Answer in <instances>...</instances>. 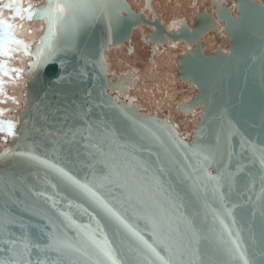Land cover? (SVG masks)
<instances>
[{
    "label": "water",
    "instance_id": "obj_1",
    "mask_svg": "<svg viewBox=\"0 0 264 264\" xmlns=\"http://www.w3.org/2000/svg\"><path fill=\"white\" fill-rule=\"evenodd\" d=\"M234 2L236 15L226 1L214 0L216 16L202 11L193 27L183 24L179 31L171 33L160 16L155 15L151 22L144 14L132 11L125 0H116L122 6L119 13H113L118 20L114 18L110 22L107 16L98 15L74 40L62 39L57 26L51 44L53 48L59 45L60 50L49 61L44 59L49 54L48 44H42L48 35V21L39 15L30 21L26 11L19 21L21 25L41 23L43 31L29 51L26 67L19 76L25 85L17 101L21 109L12 123L16 126V135L7 134V141L0 149V154L11 152L7 158H0V248L9 246L6 241L22 243L29 238L31 243H38L45 249H31L28 258L33 264L37 260L46 264H94L95 258L64 255L46 246L55 235L83 247L85 233L95 232L96 220L102 226L106 224L103 214L88 198L59 185L50 170L18 154L31 152L65 167L82 182L91 181L94 176L102 177L107 172L101 153L117 150L110 143L109 129L116 130L121 142L127 144L126 148L119 149L120 152L132 153L137 160L147 163L151 195L163 206L177 234L186 230L187 221L195 218L199 224L202 220L197 216L199 205L189 192L191 181L177 178L178 168L187 167L196 175L203 163L202 158L190 151L192 146L207 147L213 152L215 158L208 171L212 176L224 174L221 191L229 193V205L233 202L248 207L255 205L264 187L256 159L264 150V3L256 0ZM48 3L49 0H43L31 11L40 13ZM147 8L151 10V6ZM221 23L225 24L223 32L230 40L228 52L218 47L212 55L206 56L202 40L211 33L221 34ZM140 26L155 29L147 37L153 45L152 56L156 45L195 44L192 51L179 59V79L182 84L193 86L198 95L190 103L178 107L181 118L177 121L170 120L166 114L150 116L138 103L128 105L124 96L134 85L132 74L117 77L108 72L107 50L125 45L131 40L134 29ZM38 50L40 64L33 69L30 65L36 62ZM114 94L118 95L117 101ZM199 109H202L201 114L198 113L200 121L187 138L181 133L182 119L193 116ZM129 118L155 132L164 148L150 137L142 138L147 134L134 131ZM174 140L190 148H177ZM161 167L164 171H160ZM228 176L235 178L230 187L226 182ZM35 192L52 197L56 210H49L44 218H39L35 214L37 204L50 208L51 202L44 205V198L38 201ZM209 203L219 207L213 199ZM60 212L65 215L61 216ZM128 218L143 239L166 257L167 253L154 240L147 220L143 216L133 217L131 213ZM235 229L240 230L244 247L252 249L264 245L258 215L254 226L252 222L241 224L238 220ZM95 236L101 242L107 236L117 264H134L141 259L129 250L130 244L135 243L131 238L121 242L109 227L104 228V235L95 232ZM102 259L104 264H112L111 260ZM205 259H210L212 264H242L239 260L229 262L214 251ZM149 261L159 264L151 256L143 264Z\"/></svg>",
    "mask_w": 264,
    "mask_h": 264
},
{
    "label": "snow or ice",
    "instance_id": "obj_2",
    "mask_svg": "<svg viewBox=\"0 0 264 264\" xmlns=\"http://www.w3.org/2000/svg\"><path fill=\"white\" fill-rule=\"evenodd\" d=\"M8 7L15 11L13 19L24 18L21 9L15 3L9 4ZM121 10L122 6L116 3V0H49L47 7L40 13H33L29 8L27 19L31 21L36 15L47 19L49 30L42 44H48L49 54L44 59L49 61L55 52L60 50L59 45L53 48L51 44L52 38L56 36L57 26L62 39L74 40L80 30L96 16L105 15L111 22L114 18L118 20V16L114 17L113 13H119ZM12 45L23 47L27 54V46L14 38L13 25L0 20V56H10ZM39 54L40 50H38L36 62L30 65L33 69L40 64ZM13 71L18 70L14 69ZM8 74L7 66L0 63V75ZM2 91L3 82L0 81V92ZM154 123L158 124L159 122ZM129 124L134 131L147 134L142 138L150 137L164 148L163 142L149 127L131 118H129ZM15 129L14 124L10 122L5 124L0 121V132L15 136ZM108 132L110 143L115 145L117 150L110 149L106 153H101L105 158L107 172L102 177L94 176L91 181L82 182L65 167L42 159L31 152L18 155L26 158L28 162L37 163L50 170L55 175L58 184L67 191L88 198L106 220L104 226L99 220H96L95 232L104 235V228L109 227L121 242L130 238L134 240L135 243L130 244L129 250L134 251L141 258L134 264H143V261H148L150 256L155 257L159 264H212V261L205 257L213 251L225 256L229 262L239 260L242 264H264V245L259 248L254 246L252 249L244 247L240 239V230L235 229L238 220L241 224L252 222L254 226L255 218L258 215L260 231L264 235V187H262V194L257 198L255 205L248 207L238 202L229 205L227 203L229 193L221 191L222 182L225 181L224 174L219 173L212 176L208 171L215 158L213 152L207 147L192 146L190 148V146L174 140L173 143L177 148H190L194 156L203 160L196 175L187 167L177 169L179 180L191 181L189 192L199 205L197 216L202 218L199 224L195 218L187 221L186 230L177 234L167 212L151 195L147 184L149 172L147 163L137 160L132 153L120 152L119 149L126 148L127 144L121 142L116 130L109 129ZM165 152L168 153L167 148H165ZM9 155L11 152L6 151L0 154V158H7ZM169 159L172 158L169 156ZM256 159L260 165L259 178L264 186V150L256 155ZM160 171H164V168L161 167ZM234 179L232 176L226 178L229 187ZM34 195L38 201L40 198H44V205L51 202L50 208L37 204L35 214L39 218H44L49 210H56V201L52 197H46L44 192H35ZM178 196L177 193V198ZM210 199L218 202L219 207H213L209 203ZM129 213L133 217L143 216L147 220L151 225L154 240L167 253L166 257L161 256L156 247L143 239L139 231L129 221ZM60 215L64 216L65 214L60 212ZM226 221L228 222L226 223ZM95 232L85 233L83 247L55 235L50 237L46 247L64 255H87L90 258H95L94 264H104L102 258H107L112 261V264H117V261L113 259V246L108 242L107 236H104L101 242L96 239ZM26 240L28 242L6 241L9 246L6 249L0 248V264H33V261L28 258L31 249L34 248L37 251L45 249H42L38 243H31L29 238ZM253 243L255 245L254 237ZM36 264H46V262L37 260ZM149 264H155V261H149Z\"/></svg>",
    "mask_w": 264,
    "mask_h": 264
},
{
    "label": "bare ground",
    "instance_id": "obj_3",
    "mask_svg": "<svg viewBox=\"0 0 264 264\" xmlns=\"http://www.w3.org/2000/svg\"><path fill=\"white\" fill-rule=\"evenodd\" d=\"M29 2H36V4H41L39 0H24ZM40 3H39V2ZM128 5L131 7L132 11L136 14H144L146 18L153 22L155 15L160 16L162 24L166 27L169 32H176L175 26L180 20L179 25L188 24L189 27H193L196 23L197 7L202 6L204 10H208L211 13L215 14L213 8L214 0H125ZM226 3L230 4L232 7L233 13L236 15V4L234 5V0H224ZM190 2L196 4V7L193 9L188 8ZM9 4V2L7 3ZM31 4V3H30ZM151 6V10L147 6ZM192 6V5H191ZM212 6V7H211ZM195 8V9H194ZM201 8V7H200ZM212 8V9H208ZM12 10H10L11 12ZM13 13V14H12ZM11 16H15V11L12 12ZM187 13V14H186ZM5 15L4 20L7 23L13 21H8L9 13H3ZM24 17V16H23ZM16 28L21 26L20 29H17L14 32V35L17 34L20 39L26 40L31 45H34L37 42L38 37L43 31V25L39 24H23L21 25L19 20L21 18H15ZM15 21V20H14ZM224 23H221V34L211 33L207 35L202 40V49L206 56H210L211 52L220 48L224 53H227L226 50L229 49V39L224 36L223 32ZM177 29V31H179ZM155 29L151 26H140L136 27L132 33L131 40L129 43L130 48L128 49L129 53H133V56L123 53V58H119L118 52L116 53V59L114 62L108 60V55H105L106 65L108 62L110 66H114L116 69L115 75L117 77H122L127 73H131L134 79V85L129 87L125 93L124 99L128 105L132 103H138L142 111H145L150 116H161L166 114L170 120L177 121L181 118L179 114L178 107L183 103H190L192 91L188 88L186 89L181 82L179 81V68L178 63L180 59V50L186 49V46H189L191 49H194V45H187L185 43L177 44L175 42H170L164 47L156 45L155 53L152 56L153 45L147 41L148 35L154 33ZM140 40V41H139ZM144 42H143V41ZM23 41V40H22ZM224 42V46L221 43ZM184 44V45H183ZM33 47V46H32ZM122 47V46H120ZM119 47H111L107 50L106 53H109V50L116 49ZM149 50H148V49ZM16 49V48H15ZM131 49V51H129ZM149 51L151 52V59L153 62L148 61L145 63V58L149 57ZM24 57L22 61L21 58ZM111 57V56H110ZM28 55L24 54L23 50L18 51V59L16 63L18 65V76H21V72L24 71L26 67ZM114 60V59H113ZM108 61V62H107ZM23 62V63H22ZM20 63V65L18 64ZM111 63V64H110ZM140 63V64H139ZM109 69V67H107ZM112 68V67H111ZM178 69V70H177ZM114 71V70H113ZM113 72H110L112 74ZM21 80L22 78L19 77ZM25 82L21 81V88L12 91L17 93V97H22V91L24 89ZM186 86V84H185ZM192 89V88H191ZM11 92V91H10ZM21 92V93H20ZM118 95L114 94L116 101L118 100ZM193 98V97H192ZM192 100V99H191ZM19 101V99H18ZM21 109V105L15 110L18 112ZM199 111L202 112L201 109ZM200 112V114H201ZM156 114V115H155ZM199 114H194L188 118L182 119V132L184 135L190 137L193 133V129L198 120ZM200 117V116H199ZM200 120V119H199ZM15 121V117H14ZM13 121V122H14ZM12 122V123H13ZM190 131L192 133L190 134ZM181 132V133H182ZM190 134V135H188ZM187 137V138H188ZM6 142V141H5Z\"/></svg>",
    "mask_w": 264,
    "mask_h": 264
},
{
    "label": "rangeland",
    "instance_id": "obj_4",
    "mask_svg": "<svg viewBox=\"0 0 264 264\" xmlns=\"http://www.w3.org/2000/svg\"><path fill=\"white\" fill-rule=\"evenodd\" d=\"M41 2V0H39ZM38 1V2H39ZM43 1V0H42ZM257 2H260V3H264V0H256ZM9 2V4L11 3H15L17 6H19V8L21 9V14L22 16H25L26 14V11L30 8L32 9L33 6L35 5H39V4H36V2H29V1H24V0H0V20H6L4 19L5 15L3 13L7 12L9 13V17H8V21H11L13 16H11L14 12V10L10 9L8 7L9 4H7ZM39 2V3H40ZM31 3V4H30ZM234 5H235V2H233ZM192 5V6H191ZM196 4H192L190 2L189 4V7L188 8H191L193 9V7H196L195 6ZM201 7V8H200ZM200 7H197V13L199 14L200 12L202 11H206V12H210L208 10H204L202 6ZM212 7V6H211ZM195 9V8H194ZM208 9H212V8H208ZM10 10H12L10 12ZM234 12V10H233ZM12 13V14H11ZM187 14V13H186ZM235 14V13H234ZM15 20V21H14ZM16 20L17 19H13V21L10 22V24L13 25V35H14V32L17 30V29H20L21 26H19L18 28H16ZM20 21V20H19ZM176 22H178L175 26V30L174 31H177V29H179L181 27V25H179V22L180 20H177ZM21 24V23H20ZM225 26V24H224ZM224 28V27H223ZM217 35V34H216ZM226 34H224L225 36ZM227 37V35H226ZM14 38L16 40H19L22 42L23 45H26L27 46V55L29 53V51L31 50L32 46L30 43H28L26 40L24 39H20L18 37L17 34L14 35ZM229 39V38H227ZM23 40V41H22ZM140 41V40H139ZM143 41V40H142ZM144 42V41H143ZM229 44H230V40H229ZM184 45V44H183ZM221 45L224 46V42L221 43ZM195 46V44H194ZM16 48V49H15ZM130 48L129 46V43L126 42L125 45H123L122 47H119V48H116V49H112V50H109V53H106L108 55V60L114 62L115 61V57H116V53L118 52V56L119 58H123V53L126 52V54L130 55V56H133V53H129L128 52V49ZM186 49H182L180 50V56L192 51L193 49H191L189 46H186L185 47ZM194 48V47H193ZM148 49V48H147ZM217 49V48H216ZM20 50H23L24 54H26L25 50L23 47L21 46H17V45H12V52H11V55L8 56V57H5V56H0V63H3L7 66V69L9 70V74L8 75H0V81L3 82V91L0 92V121L4 122L5 124L7 123H12L14 121V117H15V114H16V108L19 107L20 104L17 103L18 101V97H17V93H13L12 91H16L18 89L21 88V80L19 78V76L17 75L18 74V71H13L14 69L17 70L18 69V65L16 63V60L18 59V51ZM149 50V49H148ZM215 51V50H214ZM212 51L210 54L212 55V53L214 52ZM228 51V49L226 50V52ZM111 56V57H110ZM114 59V60H113ZM21 60L23 61L24 60V57L21 58ZM105 61H106V58H105ZM145 63L148 61V63L151 61L153 62V59H151V52L149 51V57L145 58ZM108 62V61H107ZM23 63V62H22ZM20 65V63H18ZM107 64V63H106ZM111 64V63H110ZM140 64V63H139ZM109 69H108V72L110 74V72H113L112 74H115L116 72V69L114 68V66H110L109 65V62H108V66ZM112 67V68H111ZM178 68H179V63H178ZM114 70V71H113ZM178 70V69H177ZM117 73V72H116ZM111 75V74H110ZM178 78H179V75H178ZM180 81V79H179ZM182 84V83H181ZM186 89H190L192 91V95H191V99L192 97L198 95V91L191 85H187L185 86V84H182ZM192 88V89H191ZM11 91V92H10ZM21 93V92H20ZM191 99L189 101H191ZM19 102V101H18ZM128 103V102H127ZM188 103V102H186ZM18 104V105H17ZM202 110V109H201ZM201 111H197L196 114L200 113ZM180 114V113H179ZM156 115V114H155ZM181 115V114H180ZM200 117L198 115V120H197V123L200 121L199 120ZM196 123V124H197ZM182 126V125H181ZM182 129V127H181ZM196 129V125H195V128L192 130L194 131ZM192 131H190V134L192 133ZM182 132V130H181ZM182 134L184 135V132H182ZM188 134V135H190ZM187 135V134H186ZM185 135V136H186ZM192 135V134H191ZM188 137V136H186ZM189 138V137H188ZM5 141H7V134L6 132H0V149L4 146L5 144Z\"/></svg>",
    "mask_w": 264,
    "mask_h": 264
}]
</instances>
